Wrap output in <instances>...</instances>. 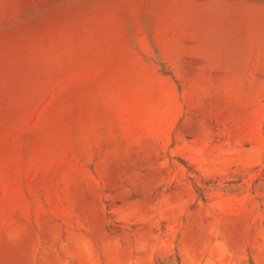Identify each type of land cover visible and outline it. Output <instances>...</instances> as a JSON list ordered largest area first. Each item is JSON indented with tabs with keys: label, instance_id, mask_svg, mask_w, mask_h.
I'll return each instance as SVG.
<instances>
[{
	"label": "rangeland",
	"instance_id": "rangeland-1",
	"mask_svg": "<svg viewBox=\"0 0 264 264\" xmlns=\"http://www.w3.org/2000/svg\"><path fill=\"white\" fill-rule=\"evenodd\" d=\"M0 264H264V0H0Z\"/></svg>",
	"mask_w": 264,
	"mask_h": 264
}]
</instances>
